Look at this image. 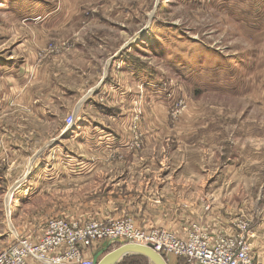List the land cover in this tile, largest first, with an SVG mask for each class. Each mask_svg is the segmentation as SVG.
Masks as SVG:
<instances>
[{
    "label": "rangeland",
    "instance_id": "1",
    "mask_svg": "<svg viewBox=\"0 0 264 264\" xmlns=\"http://www.w3.org/2000/svg\"><path fill=\"white\" fill-rule=\"evenodd\" d=\"M2 64L29 83L0 77V251L50 217L225 233L242 215L264 264V0H0ZM98 123L115 131L81 129Z\"/></svg>",
    "mask_w": 264,
    "mask_h": 264
},
{
    "label": "built area",
    "instance_id": "2",
    "mask_svg": "<svg viewBox=\"0 0 264 264\" xmlns=\"http://www.w3.org/2000/svg\"><path fill=\"white\" fill-rule=\"evenodd\" d=\"M227 224L228 232L211 233L199 222H190L178 235L166 227H138L130 217L112 221L50 217L40 236L21 235L2 249L0 264H92L85 252L100 241L146 245L165 261L168 255L176 256L179 264H255L249 221L240 215Z\"/></svg>",
    "mask_w": 264,
    "mask_h": 264
},
{
    "label": "crops",
    "instance_id": "3",
    "mask_svg": "<svg viewBox=\"0 0 264 264\" xmlns=\"http://www.w3.org/2000/svg\"><path fill=\"white\" fill-rule=\"evenodd\" d=\"M59 14V11H57V10H52V11H50L49 13H48V15H46V18H52V17H55V16H57ZM14 66H16V65H13V66H6V65H0V77H3V78H5V79H7L8 81H10V82H12L13 84H14V86L16 87V88H19V89H22V88H25L26 86H27V84L29 83L28 82V75H27V73L25 72V70L23 69H21V67H19L18 69H14L13 67ZM126 67H128V68H126V70H127V72H128V74L130 73V76H132V78H133V80H137L136 81V85H137V83H138V81H141V80H138L137 79V77L139 76V75H137V74H135V72L134 71H132V69L130 68V65H128V63H127V65H126ZM15 70H18L19 72L18 73H13ZM144 80H146L145 78H143L142 79V82H145ZM109 85V87L111 88V86H110V84H108ZM106 85L104 86V87H101L99 90L97 89V91H100V90H102V91H100V93L103 95V90H106ZM116 89V88H115ZM146 92H147V94L152 98V95L154 94V91L149 87V86H146ZM24 95H23V94ZM22 93H20L19 94V97L20 98H26V94L24 93V92H22ZM119 94H122V96H124L123 98L125 99V100H130V97L133 95V93L131 92V91H127V90H121V91H119ZM6 95V94H5ZM7 95H9L8 96V99H11V96H12V93H9V94H7ZM99 95V94H98ZM97 96V95H96ZM5 98V97H4ZM121 98V97H120ZM93 101H95V100H93ZM0 104H1V102H0ZM2 105V104H1ZM81 129L82 130H84V129H91V130H93L94 132H97V137L99 138V139H102V137H104V135H105V133L104 132H106V131H115V129H113L112 127H110V125L109 124H106V123H98V124H96V126H94V127H91V126H89V125H84V126H82L81 127ZM82 131H79V132H74L75 134H73V135H68V138H69V140H74V139H76L77 138V134H80ZM84 132H86V130L84 131ZM87 133V132H86ZM92 133V132H91ZM93 134V133H92ZM87 135V134H86ZM88 136V135H87ZM122 137L123 138H127V136L126 135H123L122 134ZM105 138V137H104ZM86 141H87V139H86ZM83 143V142H82ZM84 145H86L87 146V144H85V143H83ZM137 185H139L140 184V182H137L136 183ZM168 195V194H167ZM172 203L173 202H170V201H167V200H164V201H159V203H158V205L156 206V209H159V208H163V209H166L167 208V206L168 205H172ZM137 205V207L139 206V204L137 203L136 204ZM137 207L135 206V205H131V206H127L126 205V201L124 202V203H122V209H126V208H131V209H137ZM205 222V221H204ZM205 223H207V222H205ZM135 224L136 225H138L139 227H141V228H144V229H147V228H150V227H154V226H150V225H152V224H155L156 225V227H162V226H165L166 224H168L169 226H171L170 225V223H169V221H165V222H163V223H161V224H159V222L157 221L156 223H153V222H149V223H146L145 225H143V226H141V225H139V223L137 224V222L135 221ZM207 224H209V223H207ZM223 225V222H222V220L220 219L219 220V224H218V226H209L208 227V230L211 232V233H221L222 232V226ZM147 226H149V227H147ZM187 226V225H186ZM183 233H184V231L183 232H181V233H177L178 235H183ZM26 235H30L29 233H25ZM256 235V231L255 230H253V229H251V237L253 238L254 236ZM250 237V238H251ZM106 245V241H100V242H98V243H96V244H94L90 249H89V251H87V252H85V257L86 258H91L92 259V256H93V254H94V252H96V251H98V249H101V248H103L104 246ZM117 246V245H116ZM113 247H115V245H113ZM113 247H111V248H113ZM255 255V254H254ZM30 264H39V263H36V262H30Z\"/></svg>",
    "mask_w": 264,
    "mask_h": 264
},
{
    "label": "water",
    "instance_id": "4",
    "mask_svg": "<svg viewBox=\"0 0 264 264\" xmlns=\"http://www.w3.org/2000/svg\"><path fill=\"white\" fill-rule=\"evenodd\" d=\"M118 242L119 244L113 247V241H107L103 248L94 252L92 264H116L128 254H142L150 259L153 264H167L165 259L149 246L137 243ZM98 257L100 258L98 259Z\"/></svg>",
    "mask_w": 264,
    "mask_h": 264
},
{
    "label": "trees",
    "instance_id": "5",
    "mask_svg": "<svg viewBox=\"0 0 264 264\" xmlns=\"http://www.w3.org/2000/svg\"><path fill=\"white\" fill-rule=\"evenodd\" d=\"M124 258H125V257H124ZM124 258H123V259H124ZM123 259H122V260H123ZM122 260H121L120 262H122ZM118 263H119V262H118Z\"/></svg>",
    "mask_w": 264,
    "mask_h": 264
}]
</instances>
